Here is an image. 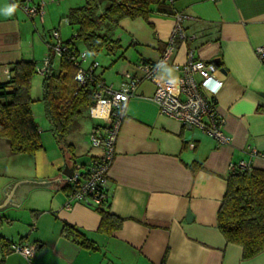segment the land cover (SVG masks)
Listing matches in <instances>:
<instances>
[{
    "label": "crops",
    "instance_id": "0c3cea01",
    "mask_svg": "<svg viewBox=\"0 0 264 264\" xmlns=\"http://www.w3.org/2000/svg\"><path fill=\"white\" fill-rule=\"evenodd\" d=\"M162 1L151 4L146 19L125 17L108 28L116 47L100 50L97 54H105H96L100 61L91 54L83 65L97 61L96 77L113 88L120 87L124 72L141 77L137 62L160 59L170 44L174 14L182 13L183 30L193 38L174 39L173 52L157 77L175 80L169 65L183 64L189 51L195 58L218 59L223 84L214 101L229 143L219 145L199 128L186 129L160 114L153 100L155 84L141 79L127 104L108 171V210L122 222L104 231L98 209L81 203L71 210L63 207L70 189H63L69 184L62 171L65 165L73 167L72 161L49 130L43 102L35 103L30 82L31 115L42 148L33 154L14 153L8 140L0 139V201L15 180L60 176L65 184L21 183L15 188L10 203L0 209L3 264H264V250L244 258L242 247L228 242L217 226L230 165L242 161L264 169V63L255 52L264 46V0ZM38 3L44 6L41 22L29 19L17 4L15 12L5 16L14 4L0 0V82L9 79L14 62L33 61L38 67L47 55L51 58L49 31H59V18L66 20L68 9L76 7L69 0L30 1ZM94 124L92 120V129ZM71 144L75 165L78 155H84L78 164L82 166L101 155L87 140L82 151ZM252 149L260 154L251 155ZM64 224L80 231L93 248L63 236ZM18 240L36 244L30 261L5 253L4 246Z\"/></svg>",
    "mask_w": 264,
    "mask_h": 264
},
{
    "label": "trees",
    "instance_id": "16d2710c",
    "mask_svg": "<svg viewBox=\"0 0 264 264\" xmlns=\"http://www.w3.org/2000/svg\"><path fill=\"white\" fill-rule=\"evenodd\" d=\"M162 0H85L81 6L68 9L65 19L75 27L72 40H77L96 55L103 48H115L117 41L108 34V28L121 18L146 19L151 4ZM163 2V1H162ZM72 41L65 43L71 48ZM59 70L53 72V56L42 78L44 114L49 130L64 155L74 166V147L65 141L83 110L92 104V82L80 86L75 75L77 66L62 56ZM220 66L219 62H216ZM37 73L33 61L11 64L10 77L0 82V139L9 142L14 153L33 154L42 148L40 134L31 115L30 82ZM65 190H71L68 185ZM98 209L99 228L116 229L121 219L108 210V201ZM217 226L228 242L242 247V256L251 257L264 250V169L249 166L246 170H231L226 177V188L217 209ZM61 233L87 248L91 242L75 227L64 224ZM3 264V259L0 260Z\"/></svg>",
    "mask_w": 264,
    "mask_h": 264
},
{
    "label": "built area",
    "instance_id": "2783aa9c",
    "mask_svg": "<svg viewBox=\"0 0 264 264\" xmlns=\"http://www.w3.org/2000/svg\"><path fill=\"white\" fill-rule=\"evenodd\" d=\"M31 0H11L12 4L20 6L32 21H42L44 16L43 3L30 4ZM172 2L173 0H164ZM176 23L163 55L155 62L139 59L136 66L142 76L137 77L124 72L119 88H113L96 77L97 61H91L86 66L88 51L78 50L68 46L61 38L57 29L49 31L47 46L53 57L66 56L76 65L75 79L80 86L92 82V104L88 107L89 117L94 121V127L88 136L87 143L91 147L99 148L101 155L86 166L75 165L67 183L71 190L67 193L64 208L71 210L73 204L100 208L109 199L108 171L115 154V141L122 120L126 114L129 100L134 97L135 90L141 79H147L155 84L153 100L157 104L160 114L178 120L186 129L199 128L204 133L214 137L219 145L229 143L230 138L223 133V119L217 114L214 95L221 88L219 66L213 60L195 58L189 51L185 62L181 65H169L176 74L175 80L159 79L158 71L166 67L168 56L173 52V41L176 37L183 42L193 35H186L181 21L182 13H175ZM260 61L264 63V46L255 48ZM50 66V55H47L42 65L36 66L37 73L43 74ZM204 92H208L207 96ZM256 149L251 155H259ZM250 165L239 162L231 164L230 170H246ZM5 253H17L30 261L35 256L36 244L22 240L8 242Z\"/></svg>",
    "mask_w": 264,
    "mask_h": 264
},
{
    "label": "rangeland",
    "instance_id": "374dc122",
    "mask_svg": "<svg viewBox=\"0 0 264 264\" xmlns=\"http://www.w3.org/2000/svg\"><path fill=\"white\" fill-rule=\"evenodd\" d=\"M63 1L65 3L67 0H63ZM77 1L78 0H69L70 4H72V6H78L77 5L78 3H76ZM58 22H59V27L58 28H59V31L61 33L62 40L64 42L70 40V41H72L71 43H72L73 46H75V48L78 47L77 49L82 50V46L80 45V43L77 40H72V36L74 35V32H75V27L71 26L62 17L59 18L57 23ZM55 28H57V27H55ZM97 55H105V54L102 52V54H97ZM97 55L94 56L95 57L94 60H99L100 61L101 56L97 57ZM90 56L92 58L91 53L88 54V59H90L89 58ZM52 64H53V66H52L53 72L56 73L59 70L60 59L54 57ZM102 65L106 66V64H104V63H102ZM42 78H43V75L41 73H35L32 76V81H31V84H32V97H33L35 103H40L41 105H42V100H41V97H42V88H41ZM91 124H92V119L89 117L88 110L85 109V110H83L81 117L76 120V123L72 127L71 132L67 135L65 141L67 143H72L73 142L77 146V148H79L81 151L85 150L86 146L84 144V141L88 140L89 132L92 129L91 128L92 127ZM84 153H85V151H84ZM83 158H84L83 154L78 155L76 157L75 160H76L77 165L78 164H82Z\"/></svg>",
    "mask_w": 264,
    "mask_h": 264
},
{
    "label": "water",
    "instance_id": "95a60500",
    "mask_svg": "<svg viewBox=\"0 0 264 264\" xmlns=\"http://www.w3.org/2000/svg\"><path fill=\"white\" fill-rule=\"evenodd\" d=\"M215 61L217 62L218 59H215ZM72 172H73V167L72 166H69V165H65L64 166L62 174L65 176V179L67 181H69L68 178L71 177ZM50 182H53V187L57 186L59 188L65 184V181L60 179V176L52 177V178H46V179H39V180H35L33 178H29L27 180L21 179V180H15V181L11 182L12 185L9 186V188L7 189V191L5 193L4 198L0 201V209L4 205H6V203H10L9 202L10 198L13 195V192H14L15 188L17 186H19V184L23 183V184H31V185H44V184H49ZM187 217H188V219L191 218L189 213H187Z\"/></svg>",
    "mask_w": 264,
    "mask_h": 264
},
{
    "label": "clouds",
    "instance_id": "9594fccd",
    "mask_svg": "<svg viewBox=\"0 0 264 264\" xmlns=\"http://www.w3.org/2000/svg\"><path fill=\"white\" fill-rule=\"evenodd\" d=\"M16 10V5H10L7 7L5 16H11Z\"/></svg>",
    "mask_w": 264,
    "mask_h": 264
}]
</instances>
